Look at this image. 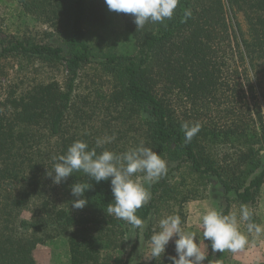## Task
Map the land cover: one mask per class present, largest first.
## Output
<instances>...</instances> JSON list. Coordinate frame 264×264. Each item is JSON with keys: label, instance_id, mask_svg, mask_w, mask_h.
<instances>
[{"label": "trees", "instance_id": "trees-1", "mask_svg": "<svg viewBox=\"0 0 264 264\" xmlns=\"http://www.w3.org/2000/svg\"><path fill=\"white\" fill-rule=\"evenodd\" d=\"M19 3L57 30L67 57L60 47L2 38L0 29V59L10 54L64 58L67 75L63 86L51 81L0 97V193H9L4 186L17 192L14 199H0V264H37L36 245L58 236L66 237L68 264H129L134 245L125 250L120 220L106 213L113 200L110 178L97 183L79 171L57 185L47 175L53 158L66 154L74 141L96 147L93 135L77 132L82 127L76 116L70 123L79 69L95 57L113 80L107 108L117 113L115 119L127 121L141 143L175 163L137 210L143 221L157 202L181 195L167 179L173 172L214 178L226 202L230 195L247 207L256 202L264 183V0H179L171 19L138 29L132 14L110 11L104 0ZM111 35L124 43H105ZM184 122L200 124L189 143ZM78 182L91 185L82 209L72 207L77 197L71 186ZM31 200L40 201L31 221L19 219ZM222 211L228 214V206ZM252 219L258 224L253 214ZM174 242L149 264H171ZM205 246L203 263L214 264L207 240Z\"/></svg>", "mask_w": 264, "mask_h": 264}, {"label": "rangeland", "instance_id": "rangeland-1", "mask_svg": "<svg viewBox=\"0 0 264 264\" xmlns=\"http://www.w3.org/2000/svg\"><path fill=\"white\" fill-rule=\"evenodd\" d=\"M237 20L244 29L241 15H237ZM0 29L2 38L11 37L34 44L60 47L63 50L62 56L67 57L68 49L58 37L57 30L51 24L44 23L28 13L22 8L19 0H0ZM104 41L105 43L115 42L118 46L124 43L120 35H111L110 39L106 38ZM100 45L105 44L103 42ZM64 58L46 60L19 54L2 57L0 59V97L6 96L11 91L18 95L36 84L51 81H56L63 86L67 75ZM98 61H100L99 57L91 58L89 64L79 69L72 94L73 106L70 123L76 116L82 127L77 131L79 134L93 135L96 139L110 137L111 142L103 145V148L121 153L130 147L139 145L141 137L128 130L127 121L125 124L120 119H115L118 115L111 106L107 108L109 106L107 98L112 91L113 80L111 75L98 65ZM41 146L45 147L46 143ZM216 147L214 146V149ZM174 164V162H167L168 170ZM136 178L143 182L142 174H137ZM167 179L171 184L177 185L181 192V195H176L179 200L168 199L157 202L156 210L144 221V226L140 229L118 218L121 227L125 230V250L128 252L134 245L129 264H149L150 259L147 257L150 237L145 238L143 234L147 231L152 235L154 230H158V221L162 217L170 214L179 215L184 230L197 234V240L200 241L199 246L206 253L203 229L200 226L203 213L209 208L224 210L228 206L229 213L239 214L241 205L234 200L233 195H230V201L226 202L222 187L214 178L197 179L185 170L182 173L173 172L168 175ZM4 188L9 193L6 194V191L0 193V199L2 200L3 196H7L10 200L14 199L16 189L6 186ZM39 204V200H31L29 204L21 208L19 219L31 221L33 212ZM248 209L258 220V224L264 225V183L256 202L249 205ZM240 229L248 235L247 246L235 254L227 250L223 253H213L214 264H264V234L258 236L255 232L248 233L246 222L240 224ZM175 239L177 237L174 236L170 242ZM32 255L37 264H68L69 252L66 237L58 236L42 245H36Z\"/></svg>", "mask_w": 264, "mask_h": 264}, {"label": "clouds", "instance_id": "clouds-1", "mask_svg": "<svg viewBox=\"0 0 264 264\" xmlns=\"http://www.w3.org/2000/svg\"><path fill=\"white\" fill-rule=\"evenodd\" d=\"M104 2L110 11L132 14L138 29L149 22L163 23L171 19L179 0H104ZM190 15V11L185 12V16ZM181 130L184 132L185 142L189 143L200 131V124L184 122ZM111 139L97 138L96 147L91 149L85 141H74L66 154L53 158V169L47 172V175L57 185L79 171L97 183L110 178L113 200L108 203L106 213L126 221L134 228H143L144 221L136 214L137 210L151 199L149 191L151 184L166 175L167 161L143 142L121 153L108 149L98 153L96 149L110 143ZM137 174L143 175V182L136 178ZM90 187L87 182H78L71 186V194L77 197L72 201L73 208L82 209L87 205L88 201L83 196ZM242 222H246L248 233L255 232L258 236L264 234V225L253 221L252 213L246 205H241L239 214L235 212L225 214L222 210L209 208L200 220L203 240L209 242L213 253H223L227 250L235 254L243 250L249 242L248 235L240 229ZM174 236L177 237L174 242L176 255L169 257L171 264H203L208 258L199 246L197 234L185 231L181 217L174 214L162 217L158 221V230H154L150 236L147 258L161 257Z\"/></svg>", "mask_w": 264, "mask_h": 264}]
</instances>
